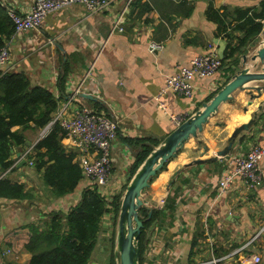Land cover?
<instances>
[{"label": "crops", "instance_id": "crops-1", "mask_svg": "<svg viewBox=\"0 0 264 264\" xmlns=\"http://www.w3.org/2000/svg\"><path fill=\"white\" fill-rule=\"evenodd\" d=\"M262 1L112 0L108 9L96 13L75 3L50 13L39 28L15 31L7 43L11 57L4 70L24 72L33 85L50 88L58 99V109L67 117L87 106L117 121L118 135L111 149L112 174L102 188L112 201L125 190L138 157L174 129L171 116L191 115L208 101L240 68L236 65L240 55L254 41L257 44L259 37L250 40L234 58L225 60L214 75L194 79L191 98L167 89L166 78L188 66L197 55L219 51V42L225 44L224 53L230 43L236 45L246 31L240 25L247 29L249 16L259 10ZM31 3L0 0L7 12L8 7L19 13L29 12ZM212 7L219 19L210 17ZM123 11L124 31L112 32L114 20ZM151 40L162 42L163 49L152 53ZM66 62L69 68L65 82L59 85ZM160 91L165 108L155 99ZM252 92L256 95L253 99L248 90L235 91L232 101L222 103L205 125L201 142L193 137L188 140L154 178L146 198L159 214L147 230L149 243L142 264H202L213 260L216 264H244L254 252L261 254L264 264V183L248 189L236 178L220 193V180L231 171L232 157L264 145V90L261 94ZM255 111V122L238 135L230 152L212 159ZM42 131L27 130L24 148H14L16 167L8 176L23 182L31 197L24 201L0 198V264H29L31 252L8 251L6 234L27 221L42 226L46 214L52 211L67 213L91 185L84 177L74 191L56 197L34 164L28 159L21 164V156L29 148V160H34V146ZM62 142L69 152L77 153L76 159L80 158L69 137ZM197 159L203 162L196 163ZM102 230L107 236L115 232L112 211L103 217Z\"/></svg>", "mask_w": 264, "mask_h": 264}, {"label": "trees", "instance_id": "trees-1", "mask_svg": "<svg viewBox=\"0 0 264 264\" xmlns=\"http://www.w3.org/2000/svg\"><path fill=\"white\" fill-rule=\"evenodd\" d=\"M211 10L210 17L219 19L213 7ZM263 20L264 0L259 10H253L249 16L247 29L243 23L240 25L246 30L245 35L236 45L230 43L224 53L223 64L225 60L234 58V54L238 55L250 40L260 34L264 27ZM15 31L13 20L0 5V46L7 45ZM68 68L66 62L59 85L65 82ZM58 108L55 93L50 88L33 85L24 72L8 70L0 76V198L14 201L30 199L31 193L26 185L8 176L16 167L14 148H24L27 130H44L53 120ZM65 136L61 125L54 123L34 146L36 154L32 164L42 172L41 179L52 188L56 197L74 191L85 177L81 160L76 159L77 153L69 152L62 142ZM151 150V147L148 148L138 157L133 174ZM28 161L30 164L29 158ZM153 180L154 178L151 183ZM121 197L122 192L110 201L101 187L89 185L83 190L77 204L67 213L52 211L46 214L42 226L27 221L8 232L4 240L14 252L23 249L30 251L32 255L29 264H90L93 260L98 264H116L115 232L113 235H105L102 220L112 211L116 227ZM148 211L146 206L140 210L141 218L144 219L138 242L140 264L149 243L147 230L159 214V209L153 208L151 216L147 218ZM26 215L29 216L30 212Z\"/></svg>", "mask_w": 264, "mask_h": 264}, {"label": "built area", "instance_id": "built-area-1", "mask_svg": "<svg viewBox=\"0 0 264 264\" xmlns=\"http://www.w3.org/2000/svg\"><path fill=\"white\" fill-rule=\"evenodd\" d=\"M111 2L112 0H32L29 12L19 13L14 8L8 7V14L14 22L15 30L17 32H26L30 29L39 28L50 13L65 9L72 4H83L89 12L96 13L108 9ZM123 13L124 11L121 15H117L114 20L112 32L116 30L124 31ZM163 47L164 44L162 42L155 40L149 42V50L152 53L163 49ZM10 57L9 46H0V76L4 74V67L8 64ZM221 65L222 59L215 49L199 54L190 61L188 66L182 67L176 74L166 78V88L178 95L191 98L194 95L192 81L197 78L214 75ZM76 91H79V89ZM162 93L160 91L155 99L160 107L165 108ZM74 96L73 94L71 99ZM188 116V113L174 114L171 119L177 126ZM54 123L61 125L65 131V137H69L78 148L85 178L90 181L91 185L103 188L111 177V149L118 135L117 121L113 117L87 106L74 110L70 117L65 116L63 111L58 109L53 120L42 131L41 136ZM30 152L31 148L27 149L21 159L27 160ZM32 163V160H30V164ZM231 163V171L220 180L221 194L225 192L236 178L244 181L248 189H254L264 183V145L253 146L246 155H234ZM261 231H264V227ZM261 263L262 256L257 252L252 253L244 260V264ZM202 264H216V260Z\"/></svg>", "mask_w": 264, "mask_h": 264}, {"label": "water", "instance_id": "water-1", "mask_svg": "<svg viewBox=\"0 0 264 264\" xmlns=\"http://www.w3.org/2000/svg\"><path fill=\"white\" fill-rule=\"evenodd\" d=\"M259 37V39H258ZM254 41L240 55L238 68L232 77L218 91L202 105L189 115L180 125L164 137L156 146H153L150 153L138 166L134 174L128 181L125 190L122 192L121 204L119 208L118 220L115 227L114 255L116 264H140L138 242L144 226V219L141 218L140 210L146 206L149 208L148 217L152 214V206L148 205L146 195L151 187V181L156 178L167 163L177 156L178 152L184 148L185 144L192 137L201 142L200 133L210 118L217 113L222 103L232 101L234 92L237 90H248L253 99L257 91L261 94L264 90V27ZM255 38V39H256ZM225 44L219 42L218 54L224 59ZM252 60V63H250ZM257 83L251 84V82ZM83 97L96 99L93 95L82 93ZM263 104L258 106L261 110ZM255 111L251 119L236 128L230 137L228 144L217 151L212 159L216 160L220 156H226L233 147L235 139L244 131L249 130L257 118ZM206 149V147H205ZM26 162L22 160L21 164ZM196 163H202V159H197ZM82 166V164H81ZM179 173V172H178ZM176 173L169 185L178 175Z\"/></svg>", "mask_w": 264, "mask_h": 264}, {"label": "rangeland", "instance_id": "rangeland-1", "mask_svg": "<svg viewBox=\"0 0 264 264\" xmlns=\"http://www.w3.org/2000/svg\"><path fill=\"white\" fill-rule=\"evenodd\" d=\"M112 160V158H111ZM111 174H112V162H111ZM8 251H11L10 249H8ZM6 253V252H5Z\"/></svg>", "mask_w": 264, "mask_h": 264}]
</instances>
